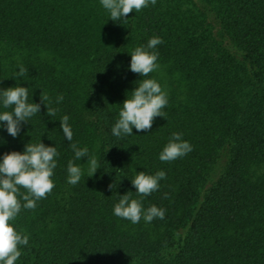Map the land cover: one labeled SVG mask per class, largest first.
I'll return each instance as SVG.
<instances>
[{
	"label": "trees",
	"instance_id": "1",
	"mask_svg": "<svg viewBox=\"0 0 264 264\" xmlns=\"http://www.w3.org/2000/svg\"><path fill=\"white\" fill-rule=\"evenodd\" d=\"M127 19L111 20L100 0H0V90L26 87L28 102L41 105L17 137L0 127V159L40 140L59 153L52 192L10 221L29 237L16 264H264V0H156ZM154 36L163 43L148 51L160 67L142 77L130 54ZM21 64L28 73L17 78ZM161 70L179 88L167 93L166 119L114 136L123 101L142 79L161 85ZM3 111L12 108L0 103ZM177 132L192 151L161 161ZM70 143L95 155L93 176ZM69 160L82 167L76 185ZM161 170L159 190L138 196L137 173ZM128 192L164 218L115 216Z\"/></svg>",
	"mask_w": 264,
	"mask_h": 264
},
{
	"label": "clouds",
	"instance_id": "2",
	"mask_svg": "<svg viewBox=\"0 0 264 264\" xmlns=\"http://www.w3.org/2000/svg\"><path fill=\"white\" fill-rule=\"evenodd\" d=\"M101 5L110 12V19L113 21H128V16L133 10L136 12L147 8L149 4L155 5L156 0H100ZM161 37H152L147 44V49L143 46L136 47L130 54V70L142 77H148L150 73L157 71L160 67L158 52L148 51L162 44ZM28 70L21 64L19 72L15 73L17 78L24 77ZM63 95L57 96V103L62 102ZM48 101L46 104L45 102ZM41 102L47 108V115L54 116L57 109L49 107L51 103L49 96L41 93ZM0 103L3 108H12V111L0 112V127L12 137H17L21 130L22 122L28 120L40 112L41 105L28 102V88L15 86L0 90ZM168 104V94L155 79H142L138 87L131 91V97L123 101L119 112V118L112 127V134L116 137L133 135V128L137 132H149L152 129L155 118L164 117L162 111ZM69 117L63 116L60 120V127L64 137L72 141L73 132L68 123ZM182 133H173L171 139L159 155L163 162H172L187 155L192 151V146L188 141L181 139ZM70 147L75 154V158L80 160L88 157V177L95 174L99 163L95 155H89L87 147L79 148L76 143H70ZM59 155L56 147L47 146L40 142L36 144L28 143L23 152L11 151L3 154L0 159V264H16L22 255L21 246L28 245V235L18 232L10 221H15L22 208L34 210L37 201L47 198L55 185L51 179L54 169L57 167L56 157ZM68 180L71 185H76L83 175L82 167L68 161ZM166 178L164 171H158L155 175H148L144 171L137 173L131 180L136 189V194L146 197L158 191L160 180ZM109 185V189H113ZM23 188L27 194L21 193ZM103 195L102 193H100ZM21 197L24 203H21ZM167 198V194H165ZM164 209L155 205L147 210L143 208L140 199H132L131 192L120 196L119 202L115 204L113 213L115 216L131 221L133 224L139 223L143 218L146 222H151L154 218L163 219Z\"/></svg>",
	"mask_w": 264,
	"mask_h": 264
},
{
	"label": "rangeland",
	"instance_id": "3",
	"mask_svg": "<svg viewBox=\"0 0 264 264\" xmlns=\"http://www.w3.org/2000/svg\"><path fill=\"white\" fill-rule=\"evenodd\" d=\"M158 79L161 81V87H162V89L164 90V91H166L167 93H169V92H171V91H175L176 92V89H179V88H176V87H174L173 85H171L170 84V81H172L173 82V77H170V76H168L167 74H166V72L164 71V70H161V72H160V75H158ZM177 79V78H176ZM170 80V81H169ZM175 88V89H174ZM178 239H176L175 240V245H174V247H176L177 246V244H178V241H177Z\"/></svg>",
	"mask_w": 264,
	"mask_h": 264
}]
</instances>
